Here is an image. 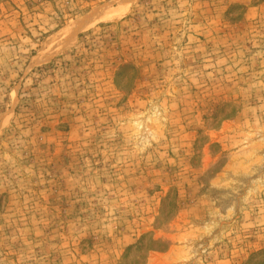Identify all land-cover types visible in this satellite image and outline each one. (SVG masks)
I'll return each mask as SVG.
<instances>
[{
  "label": "rangeland",
  "instance_id": "obj_1",
  "mask_svg": "<svg viewBox=\"0 0 264 264\" xmlns=\"http://www.w3.org/2000/svg\"><path fill=\"white\" fill-rule=\"evenodd\" d=\"M0 0V264H264V0Z\"/></svg>",
  "mask_w": 264,
  "mask_h": 264
},
{
  "label": "bare ground",
  "instance_id": "obj_2",
  "mask_svg": "<svg viewBox=\"0 0 264 264\" xmlns=\"http://www.w3.org/2000/svg\"><path fill=\"white\" fill-rule=\"evenodd\" d=\"M137 0H118L116 6H100L92 10L86 16L75 21L71 26L60 30L58 33L49 38L44 49L40 52L41 56H34L33 60L40 61L48 59L58 52L70 47L74 42L77 34L87 30L100 22L114 21L124 17L131 6Z\"/></svg>",
  "mask_w": 264,
  "mask_h": 264
}]
</instances>
